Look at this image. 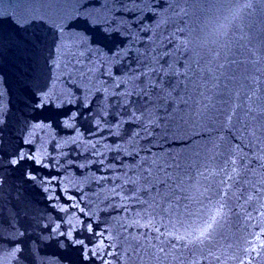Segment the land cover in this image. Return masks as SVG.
Listing matches in <instances>:
<instances>
[{"label":"water","instance_id":"obj_1","mask_svg":"<svg viewBox=\"0 0 264 264\" xmlns=\"http://www.w3.org/2000/svg\"><path fill=\"white\" fill-rule=\"evenodd\" d=\"M0 264H264V0H0Z\"/></svg>","mask_w":264,"mask_h":264}]
</instances>
